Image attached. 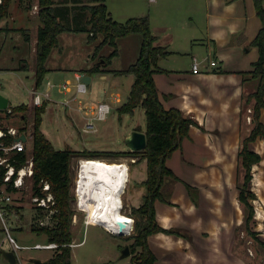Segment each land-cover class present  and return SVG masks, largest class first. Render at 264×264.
I'll use <instances>...</instances> for the list:
<instances>
[{
  "label": "rangeland",
  "instance_id": "374dc122",
  "mask_svg": "<svg viewBox=\"0 0 264 264\" xmlns=\"http://www.w3.org/2000/svg\"><path fill=\"white\" fill-rule=\"evenodd\" d=\"M224 1L228 5L235 2V0ZM206 3V0H107V7L113 18L118 21L147 15L154 34L159 36L158 42H166L163 44H166L169 50L177 51L160 59L159 65L166 69L186 71L190 68L192 54H196V47H198L190 39L194 35L193 32L200 29L198 28L200 25L205 24V11H208ZM10 10L12 12L9 13L11 17L9 22H6L7 17H1L0 21V92L8 96L13 105L32 103L30 90L33 72L25 70L24 74H28L29 77L25 78L24 84L20 81L23 74L18 70L16 73L12 70L25 54L31 61V67H35V59L32 57L33 46L31 45L28 50V46L24 44L25 41L27 43V40L22 34L26 30L32 36L37 35L39 29L36 31L35 25L38 22L42 24L39 18V0H12ZM256 17L259 16L256 15ZM16 25L18 28L14 27ZM26 25L30 29H25ZM11 30H20L23 33L6 36L5 32ZM58 39L57 46L64 45V49L57 48L59 56L56 62L58 66L64 67L87 66L95 52L96 44L99 43L97 40L90 42L85 32L65 31ZM142 41L143 37L140 33L119 38L120 53L113 56L108 65L118 70L128 68L139 57ZM113 48L112 45L106 44L100 49L99 53L103 56L99 59V63H105L103 60H106ZM200 48L207 54L210 52L207 46L206 49ZM78 70L82 71V69ZM123 75L121 78L125 79V84H127L125 85L126 89L123 88L124 85L120 89L123 91L124 103L128 98L129 84L134 76ZM67 76L73 78V72L57 77L58 82ZM105 85H107L105 80L94 75L89 91L79 93V97L94 102L104 101L103 89ZM44 87L45 83H42L40 88ZM55 96H60L57 88L52 90V100L48 101L46 113L43 115L42 129L57 149L73 147L74 149L129 151L125 133L131 134L139 126L147 128L145 110L140 105L136 108L134 115L123 114L122 121L117 110L112 108L107 119L97 121L100 128L98 132L75 134L73 130H78L73 123L81 129L84 121L82 115L74 112L73 122L68 116L67 112L69 111L66 110V106L62 103L55 104ZM109 101L110 99H108ZM28 105L31 107L33 104ZM253 107L250 104L246 106V103H242L240 139L218 143L220 153L218 158L182 157L176 159L172 165V169H176L181 174V178L185 180H182L184 186L178 191L181 197L170 205L177 220L172 222V226H167L168 228L175 227L181 234L155 233L154 253L157 256L155 264H264V246L261 243L264 242V138H257L251 143V148L260 153L261 161L254 164L251 169V190L255 193L256 198L252 201L254 217L249 225L245 222L244 207L238 199L239 189L237 187L244 177V169L240 163L238 152L242 147L243 139L253 127ZM26 113H30V111ZM261 120L264 123V109H262ZM10 123L22 125L23 121L20 115H15ZM231 132L228 134L230 137L233 136H231ZM234 137H236L235 133ZM79 159H75L73 162L74 180L79 171L77 163ZM107 159L126 162L128 181L130 165L137 167L136 176L138 179L144 174L146 177V169L143 165L141 166L139 163L129 165L131 160H137L136 156ZM185 181L191 182L201 189L196 203L188 198L187 182ZM134 184H136L134 191L137 189L135 191L138 194L137 197L143 199L147 192L146 185L136 182ZM133 187L131 186L130 191L127 185L125 193H123V212L128 215H131L132 207H134L129 206V195L132 193ZM15 198L18 199L16 203L20 209L15 208L16 213H12L9 217V223L12 226L11 233L20 245L30 246L18 250L19 259L16 264H36L37 258L47 257L46 259H48L54 252L53 248L34 247L37 242L48 243V238L45 233L39 234L32 230L31 216L38 211L31 203L30 196L28 193H21L17 194ZM78 199L79 208L91 213V208L86 206V200L79 197ZM85 214L88 219L89 214ZM85 214L84 212H75V221L72 223L74 245H71L72 257L69 264H138L132 260L134 254L130 249L134 238H129L134 232V216L131 215L132 230L126 234L118 235L110 231L107 226L93 224L90 221L88 223ZM165 220H168V217ZM158 221L161 224V221ZM0 226H2L1 221ZM1 235L0 249H9L11 246L5 230ZM149 243L153 250L151 238ZM126 246L129 247L128 253L123 252ZM0 264L8 263L4 257H0Z\"/></svg>",
  "mask_w": 264,
  "mask_h": 264
},
{
  "label": "trees",
  "instance_id": "16d2710c",
  "mask_svg": "<svg viewBox=\"0 0 264 264\" xmlns=\"http://www.w3.org/2000/svg\"><path fill=\"white\" fill-rule=\"evenodd\" d=\"M12 0H4L0 4L1 17H8ZM257 15L261 18L262 27L251 42V45L259 49V58L254 62L253 69L244 72L257 80L256 89L250 94L246 106L253 98V127L243 139L242 147L238 152L240 163L244 169L243 180L237 185L239 189L238 199L244 207L245 222L249 225L254 217L253 199L255 193L251 190L252 166L261 161L260 153L251 148V143L257 138H264V123L261 120L264 109V0H254ZM71 5V6H70ZM39 18L42 24L38 30L36 49V80L35 86L40 87L48 72L46 60L53 47L58 42V36L62 31H88L89 41H94L98 34L103 39L96 46L93 57L99 54L100 49L106 44L114 47V50L104 60L109 64L113 56L118 55L117 40L120 37L133 33H140L143 37L140 55L128 68L113 70L116 74H134L135 81L132 84L129 96L119 108L122 114L134 115L138 106H143L147 120V145L137 151H102L90 149L65 148L57 149L53 142L41 129L43 114L46 111L47 102L42 106L22 103L14 106V112L20 115L23 124L20 129H30L33 135V156L35 166L36 183L41 179H48L55 194L58 211L54 215L55 224L41 226L34 220L32 230L39 234L45 233L48 242H55L52 256L48 259L49 264H69L72 257V243L74 232L72 223L75 217L72 192L74 186L73 162L81 157L88 158H120L122 156H136L137 161L147 160V178L142 182L146 185L147 192L144 201L139 206L132 207L131 215L135 217L134 232L129 238H134L130 245L132 260L138 264H155L157 256L150 247L149 237L158 232L181 234L175 227H163L157 218L156 201L173 204L171 197L176 182L181 178L167 165V160L174 151L182 146L183 139L189 135L191 125L197 121L186 116L179 108H166L159 96L154 74L159 68L160 58L166 57L172 52L166 46L157 45V36L154 34L149 17H131L126 21L115 20L107 7V0H39ZM89 18H85L86 13ZM89 25V27H88ZM24 37L29 40V34L24 31ZM100 65H94L89 72L98 71ZM30 113H26L29 112ZM14 114H8L10 118ZM31 122V123H30ZM30 123V124H29ZM136 130H141L137 127ZM19 163H23L26 156L18 154ZM189 195L194 203L197 202L200 189L186 183ZM39 190L38 187L35 188ZM20 209L19 205H15ZM43 214V213H41ZM264 246V242H261ZM2 254V249H0Z\"/></svg>",
  "mask_w": 264,
  "mask_h": 264
},
{
  "label": "crops",
  "instance_id": "0c3cea01",
  "mask_svg": "<svg viewBox=\"0 0 264 264\" xmlns=\"http://www.w3.org/2000/svg\"><path fill=\"white\" fill-rule=\"evenodd\" d=\"M206 2L208 6V11H205V19H206L205 24L200 25L198 27L200 29H196L193 32L194 35L190 39L193 42V44L198 45V47H196L197 49L196 54H192V61L190 68H188V70L186 71L166 69L161 67V65H159L158 62L159 68L162 70H158L154 74V79L158 87L159 96L164 106L166 108H179L183 111V113L186 116L194 118L198 123L197 125L196 124L191 125L189 135L183 139L182 146L176 149L172 154V156L167 160V165L171 168L172 165L175 163L176 159L182 157L186 158V157L194 156L195 158L201 159V157L206 156L207 158L209 157L211 159L218 158V155L220 154L218 149V143L221 144L223 143V141H234L237 139L239 140L240 139L239 128L241 124L240 121L241 105L242 103L247 102L250 94L256 89L257 80L255 78H252L250 75H247L246 79H244L245 76L243 74L244 72L252 70L254 62L259 58L258 47L251 45V42L255 39V37L257 36V34L259 33L262 27L261 18L256 17L257 13L255 9L254 0H235V2L230 5H228L227 2H225L224 0L221 1L206 0ZM10 11L12 12V10ZM89 17H90V13L88 14L86 13L85 18H89ZM10 19L11 17L8 16L6 22L8 23ZM40 25L41 24L39 22L36 23L35 25L36 31L39 29ZM14 27L18 28L17 25ZM24 28L30 29L27 25ZM25 32L29 34V40H27L24 37L25 40H27V43L25 41L24 44L25 46L26 45L28 46V50L31 48V45L33 46L32 57L35 59V67H31V61L29 58H27V54H25L24 57H21L19 64L13 67L12 71L16 73V70H18L19 72H21V74H23L22 77L24 78L21 77L20 81H22L24 84L26 81L25 78L29 77L28 74H24V73H26V71L29 72L32 71L33 80L32 77L30 79L32 80L31 85L33 88L35 86V80H36V49H37L38 33L36 36L35 35L32 36L28 31L25 30ZM64 32L65 31H62L58 37H60ZM74 32H85L87 33L89 39L90 33L88 31H74ZM16 33L22 34L23 32L20 30H11L10 32H5L6 36ZM158 37L159 36H157L156 44L168 47L166 44H163L166 42H158L159 39ZM102 39H103V35L101 37V34H98L97 38L94 41L97 40L100 43ZM99 43H97L96 46ZM206 46L210 51L208 54L206 53V51L204 52V50H201L200 48L203 47V49H206ZM58 47L59 50H61V48L64 49V45H58V46L56 45L55 47H53L45 63L48 72L45 75V79L43 83H45L47 80H51L55 83L54 89L57 88V92L60 94V96L58 97L55 96L56 98L54 99L55 104L59 105L60 103H62L63 105H65L66 110L69 111L67 112L68 116L70 117V119H72L73 122L75 118L73 114L74 112H77L80 115H82L84 121L81 126V129L77 124L73 123V125L78 130V131H75V129L73 130L75 134L79 133L81 135L82 132L85 133L98 132L100 128L97 121L100 120H94L93 128L89 130L85 129L88 121L93 118V111H94L93 106H96L98 102H94L93 100L88 101V99H82V101L73 99V96L76 91L74 85L71 91L65 93L60 92L58 86L59 84L63 83L66 80L72 81L74 84L76 82L75 79L76 73H82L84 74V76H89L90 77L89 86H90V84L93 81V76L97 75L101 80H105V82H107V85H105L103 89L104 90L103 96L105 98L104 101L108 102V99H110L108 103L111 105V110L112 108H114L118 112V108L123 104V91L120 89L123 87V85H124L123 88L126 89L125 85H127L125 84L124 81L125 79L121 78V76L124 75L114 73L113 70H118V69L111 68V66H109L108 64L99 63V59L103 55H100L99 53L97 57H93L94 52L92 54L91 61L90 63L87 64V66H83V67H64L60 65L58 66L56 62L59 56V54L57 53ZM170 51L172 53L177 52L174 50H170ZM196 60L200 61L198 70L193 69V63ZM212 60L217 61V64L212 65L211 63ZM94 65H100L99 70L93 73L89 72L88 69H90ZM78 69H82V71ZM70 72L71 73L73 72V76H72L73 78L67 76L61 79L62 81L58 82L59 79L57 80V77L61 76L62 74L68 75ZM128 75L134 76L131 79V83L129 84L130 85L129 93H130L132 84L135 81V75L134 74H128ZM66 100H69V102L64 103ZM252 101L253 98L251 99L250 102V105L253 106ZM9 103H11V101ZM27 104H32V103H27ZM47 106H48V101H47ZM47 106H46V110H47ZM108 114L105 119H107ZM119 118L122 121L123 114L122 115L119 114ZM43 121H44V117H43ZM41 129H42V124H41ZM42 131L44 132L43 129ZM141 131L145 132L146 128L141 127ZM230 132H231V136L233 135L232 137L228 135ZM234 133L236 137H234ZM129 135L130 133H125V138ZM222 148L223 146L221 147V149ZM90 150H102V149H90ZM131 163L132 164L139 163L141 166L143 165V167L146 169V177L144 174L143 176H141V178L138 179L136 176L137 167L131 166L130 165ZM129 165H130V176L128 181V188L130 189V191H131V186H134L132 193L129 195V206L131 207L139 206L143 203L144 198L142 199L141 197L142 199L141 200L140 198L137 197L138 194L135 193L137 189L134 191V188H136V184H134V182H136L137 184L139 183L143 184L142 182L147 178V160L146 159L139 161L136 160L135 162L130 161ZM173 170L181 178V174H179V172L176 169L173 168ZM182 180L185 179L181 178V180L176 182L175 184L174 192L171 197L172 203L176 199H179L181 197V194L178 191L182 186H184ZM185 182L195 187H198L192 184L191 182L188 181ZM200 193H201V189H200ZM187 194H188V198L191 199L192 202H194L191 196L189 195V192ZM145 195L146 193L144 194V196ZM155 205L157 209V218L158 220L161 221L162 226H164L165 228H168L167 225L172 226V222H174V220H177V218L174 216L176 214H174V211L170 208V205L172 204L157 200ZM35 216L36 214H32L31 216L32 221L34 220ZM167 217L168 220H165ZM0 229H2L0 230V232L2 233V231H4L3 227L0 226ZM1 233H0V237L2 238ZM150 238L152 240L151 246L153 248V251L155 252V234L151 235L149 239ZM37 243H41V242H37ZM42 244H46V243H42ZM160 244L163 245L162 242H160ZM9 249H13V248L10 247ZM16 253H17V259H19L18 250H16ZM51 256H49L48 259ZM0 257H4V255L2 254V256ZM46 258L47 257L44 258L42 257L37 259L45 261ZM6 261L8 264H10L9 260L6 259Z\"/></svg>",
  "mask_w": 264,
  "mask_h": 264
},
{
  "label": "built area",
  "instance_id": "2783aa9c",
  "mask_svg": "<svg viewBox=\"0 0 264 264\" xmlns=\"http://www.w3.org/2000/svg\"><path fill=\"white\" fill-rule=\"evenodd\" d=\"M3 3L4 0H0V4ZM211 63L212 65H216L217 61L212 60ZM199 65L200 61L196 60L193 63V69L198 70ZM75 79L76 82L74 84L72 81L66 80L59 84L58 88L60 92L65 93L71 91L74 85L76 91L73 99L82 101L79 97V93L88 92L89 83L84 80V74L82 73H76ZM54 87L55 83L51 80L45 82L44 88L34 86L30 90L32 104L42 106L45 102L52 100V90ZM68 102L69 100H66L64 103ZM93 110V118L88 121L85 128L86 130L94 127V120L105 119L111 110V105L107 101H100L96 106H93ZM8 114H14L13 116L17 115L14 112V105L11 103L4 109L0 108V221L11 247L15 250H19L22 247L29 248L30 246L20 245L11 233L9 217L12 213H16L15 205H18L16 203L18 199H16L15 196L21 193H28L31 203L38 213L40 211V214H38L34 221L41 226L52 227L55 224L53 218L58 208L50 181L41 178L36 183L34 156L32 152L33 135L30 129L22 130L20 129V125L11 124L10 121L13 116L9 118L7 116ZM23 134L26 135V140L19 138ZM20 153L26 156L23 163H19L18 154ZM106 160L109 159L106 158ZM36 187H38L39 190H36ZM75 195L76 199L73 202L75 211L84 212L85 214V211L79 208V199L76 191ZM85 218L87 221L86 214ZM72 245H74V243ZM56 246L57 244L55 242H49L46 244L36 243L34 247L54 248Z\"/></svg>",
  "mask_w": 264,
  "mask_h": 264
},
{
  "label": "bare ground",
  "instance_id": "6f19581e",
  "mask_svg": "<svg viewBox=\"0 0 264 264\" xmlns=\"http://www.w3.org/2000/svg\"><path fill=\"white\" fill-rule=\"evenodd\" d=\"M78 170L72 192L75 195L76 191L78 197L85 199L86 206L91 208V213L84 210L89 214L88 223L107 226L113 233L121 234L117 222L120 219L128 222V227L122 233L130 232L133 219L123 212V193L128 185L126 162L81 157Z\"/></svg>",
  "mask_w": 264,
  "mask_h": 264
},
{
  "label": "water",
  "instance_id": "95a60500",
  "mask_svg": "<svg viewBox=\"0 0 264 264\" xmlns=\"http://www.w3.org/2000/svg\"><path fill=\"white\" fill-rule=\"evenodd\" d=\"M84 80L89 83L90 82V77L89 76H84ZM10 100L7 96H5L3 93L0 92V108L4 109L8 106ZM19 138H21L22 140H26L27 137L25 134L21 135ZM126 141V145L128 146L129 150L131 151H137V150H142L146 147L147 145V135L146 132L141 131V130H134L131 132V134L129 136L126 137L125 139ZM117 222L119 224L120 230H121V234L119 235H123V231L128 227V222L127 221H123L120 219H117ZM124 253H128L129 252V247L126 246L123 249ZM2 254L4 255V257L9 260L10 264H15L17 263L18 259H17V253L16 250L14 249H6V248H2ZM36 264H49L48 260H40V259H36L35 260Z\"/></svg>",
  "mask_w": 264,
  "mask_h": 264
}]
</instances>
